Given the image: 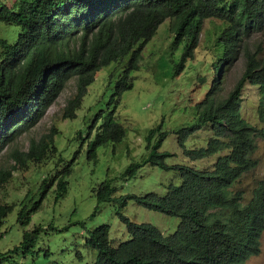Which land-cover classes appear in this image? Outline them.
I'll list each match as a JSON object with an SVG mask.
<instances>
[{
    "label": "trees",
    "instance_id": "trees-1",
    "mask_svg": "<svg viewBox=\"0 0 264 264\" xmlns=\"http://www.w3.org/2000/svg\"><path fill=\"white\" fill-rule=\"evenodd\" d=\"M207 19L222 22L215 35L209 36L205 53L208 62L216 66L215 74L212 85L196 103V121L181 129L184 134L179 142L192 161L225 153L211 168L169 165L166 157L172 153L160 151L168 132L161 131V125L150 128L142 160L131 162L120 178L134 177L150 163L174 170L181 182L169 184L164 194L117 195L113 179L94 187L98 203L114 202L128 237L115 245L109 224L88 229L84 245L97 252L89 264H246L261 251L264 174L249 200L238 184L258 167V140H264V55L245 46L253 33L264 31V0H0V21L18 30L14 41L0 37V154L37 124L72 79L76 90L63 110L64 119L76 118L98 71L127 56L115 94L121 96L131 89V73L140 68L145 46L167 20L174 34L173 49H183L174 72L180 75L195 57ZM242 53L245 70L234 88L223 95L221 76ZM207 81L200 76V83ZM247 83L258 89L255 116L259 125L242 112V91ZM203 128L212 134L206 145L187 147L188 137ZM58 133L54 126L51 133L32 138L27 151L15 148V164L9 168L0 165V189L13 178L14 171L29 170L33 164L49 166L60 154L55 141ZM126 133L116 108L99 112L86 129L87 159L96 161L100 146L119 143ZM82 149L83 145L72 161L58 156L54 173L44 178L40 197L27 196L20 204L24 207L18 212L19 223L31 222L53 188L56 202L67 195L68 176ZM128 199L179 218L177 229L167 234L152 223L132 220L123 212ZM15 207L16 203L0 199V238L6 234L3 226ZM41 231L39 225L25 230L19 245L0 250V263L14 260L11 257L16 253L33 254Z\"/></svg>",
    "mask_w": 264,
    "mask_h": 264
},
{
    "label": "rangeland",
    "instance_id": "rangeland-1",
    "mask_svg": "<svg viewBox=\"0 0 264 264\" xmlns=\"http://www.w3.org/2000/svg\"><path fill=\"white\" fill-rule=\"evenodd\" d=\"M221 24L218 19L205 21L194 59L176 76L175 67L181 59L183 49H173L174 34L170 31L169 21L163 22L145 46L140 68L131 73V89L121 96L115 94L117 80L130 58L127 56L125 60L113 62L98 71L76 118L64 119L63 110L76 90L75 80L72 79L37 124L1 152L0 165L9 168L15 164L12 157L15 148L27 151L32 138L40 139L43 135L51 133L54 126L59 130L55 136L59 155L67 161H72L76 151L83 145L68 176L70 186L67 195L56 202L54 188L50 190L42 207L31 216L29 224L22 225L18 222V212L24 207L20 204L27 196L34 199L40 197L45 188L44 178L54 173L52 170L59 155L49 166L33 164L29 170L14 171L13 178L0 189V199L3 202L16 203L3 226L7 227V231L0 238V250L6 251L19 245L25 230H32L37 225L42 229L33 254L16 253L11 257L14 260H4L0 264H89L95 259L97 252L84 245L85 234L88 229H94L103 223L111 227L110 238L115 245L126 240L127 227L119 219L114 202L98 203L93 189L105 179H113L118 187L117 195H145L149 192L164 194L169 184H180V177L174 170H166L159 164L150 163L137 170L134 177L120 178L131 162L142 160L146 152V135L150 128L161 125V131L168 132L160 151L172 153L166 157L169 165L179 163L197 168H211L216 164L220 154L192 161L185 156L179 141L184 134L181 129L196 121V103L208 91L207 86L212 85L211 78L215 74L216 66L208 62L209 54L205 53L209 51V36L215 35L216 27ZM17 35V27L0 21V37L14 41ZM245 43V46L258 56L264 55V31L253 33ZM245 64L246 59L242 53L224 72L221 78L223 95H227L234 88L245 70ZM200 76L207 78V84L200 83ZM242 98L244 117L259 125L255 116L259 98L257 88L248 83ZM114 108L117 119L127 130L126 136L119 143L110 142L100 146L97 160L90 161L87 159V126L99 112L107 113ZM211 135L207 128H203L190 135L185 145L190 148L205 146ZM255 156L259 159L258 167L245 174L238 184L245 192L247 200L257 180L264 174V140H258ZM95 210L97 212L92 216ZM123 212L132 220L152 223L167 234L173 233L179 224V218L145 208L133 199H128ZM246 264H264V233L260 253L252 255Z\"/></svg>",
    "mask_w": 264,
    "mask_h": 264
},
{
    "label": "clouds",
    "instance_id": "clouds-1",
    "mask_svg": "<svg viewBox=\"0 0 264 264\" xmlns=\"http://www.w3.org/2000/svg\"><path fill=\"white\" fill-rule=\"evenodd\" d=\"M124 60H125V59H124ZM223 74H224V73H223ZM222 76H223V75H222ZM222 76H221V78H222ZM238 80H239V79H238ZM247 84H248V83H247ZM247 84H246V85H247ZM249 84H251V83H249ZM246 85H245V87H246ZM251 85H253V84H251ZM245 87H244V89H245ZM255 87L257 88V86H255ZM244 89H243V90H244ZM257 91H258V89H257ZM242 96H243V91H242ZM258 97H259V94H258ZM258 99H259V98H258ZM31 129H32V128H31ZM31 129H30V130H31ZM30 130H29V131H30ZM27 132H28V131H27ZM21 135H22V134H21ZM222 154H224V153H222ZM222 154H220V155H222ZM255 186H256V185H255ZM255 186H254V187H255ZM249 199H250V198H249ZM249 199H248V200H249ZM263 233H264V232H263ZM262 236H263V235H262ZM261 240H262V238H261ZM259 253H260V252H259ZM256 255H257V254H256Z\"/></svg>",
    "mask_w": 264,
    "mask_h": 264
}]
</instances>
